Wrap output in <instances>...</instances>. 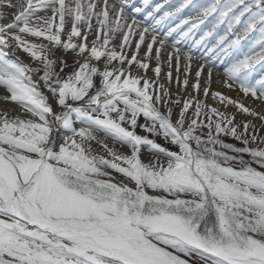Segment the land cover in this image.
Listing matches in <instances>:
<instances>
[{
	"label": "snow or ice",
	"instance_id": "snow-or-ice-1",
	"mask_svg": "<svg viewBox=\"0 0 264 264\" xmlns=\"http://www.w3.org/2000/svg\"><path fill=\"white\" fill-rule=\"evenodd\" d=\"M0 4L15 10L0 26V88L21 110L0 113V264H264V137L235 118L264 115L212 87L220 70L223 87L264 103V0ZM166 45L184 96L160 83ZM56 50L76 58L65 76Z\"/></svg>",
	"mask_w": 264,
	"mask_h": 264
},
{
	"label": "bare ground",
	"instance_id": "bare-ground-1",
	"mask_svg": "<svg viewBox=\"0 0 264 264\" xmlns=\"http://www.w3.org/2000/svg\"><path fill=\"white\" fill-rule=\"evenodd\" d=\"M12 2L15 3L16 0H12ZM33 2L35 3L36 0H33ZM67 2H68V0H66V3ZM95 2L97 4L96 11H99L100 8L103 7V0H95ZM115 2H116V0H108L109 4H113ZM162 2H163V0H151L152 5H155L156 3H162ZM131 4H132V6H140L141 0H131ZM149 10H151V9L148 8L145 11H149ZM130 11H131V8L128 9V12H130ZM14 14H15V10L14 9H9V8L5 7L3 4H0V26L12 23L13 18H14ZM38 14L40 16H45V15L50 16L51 15V11L49 9L47 11V13L41 11ZM109 15H110V18H114V13L111 11V9H109ZM138 19H143V16L142 15L138 16ZM57 22H58V20H57ZM91 23H92L93 27H92L89 35H88V40H87V43L89 44V46H91L92 40L95 39V28H96L95 18H93ZM77 26L80 28L82 33L85 31V29L87 27L82 22L79 23ZM70 27H71V19H70V17L66 16L65 31L70 30ZM109 35H110V37L112 36L111 33H109ZM121 38H122V34H116V36L111 40V43L108 45V47L109 48H115L117 51H120L119 43H120V39ZM29 39L33 40V42H36V43H40V42L47 43V41H42V38L36 39V38L29 37ZM131 39H132L131 48L127 49L129 57L131 56V51L135 48V40L138 39V36H132ZM74 41L75 42H79L77 38H74ZM102 41H103V35H101L100 42H102ZM169 45H170V42H169ZM169 45L165 46V49H164V51L162 53V57H161L160 83L163 84L165 87H168L169 91L173 94V98H175L176 95L184 96V95H186V93H180L177 90V87H176V84H175V79H176V75H177L176 67H175V61H173L172 69H171L172 77H173L172 85L168 84L167 79L165 77V73H167L169 71L168 65L166 63H164V61H166V59H167V51L170 50V46ZM155 47H156V45H154V48ZM144 51H145V46L142 45L141 49H140L139 57H138L139 59H143ZM55 55L57 57H60V56L63 55L64 59L67 60V63H68V66L64 69V71L61 73V75L65 76L68 73H70L73 70L74 60L76 59L74 54L71 53V52H69L67 54H64L62 52V50H56ZM154 56H155V53L153 52V59L148 61V63L150 64V68L147 71V78H149V79H154L155 78L154 74L151 71V68L155 67V65H156V61L154 59ZM16 57H19V59L22 62H24L26 64H29L30 66H33V67L37 66L31 61L30 57L27 54L23 53L22 51H17L15 53V55L13 56V58H16ZM200 62L201 61H198V60H195V61L192 62V72H191V74L189 76L190 83L194 80L195 68ZM102 63L103 62H101V66H102ZM113 65L115 66L116 62H113ZM56 67H57V70H59V64H57ZM258 70H259V68H258ZM131 71L135 75H141V76L144 75L143 70L137 69L135 67V65H133ZM219 71L220 70H215L214 71V75H213V78H212L213 79V83H212L213 89H216V90H219V91L223 92L225 95L231 97L232 99L238 100L241 103H243L245 106L250 107L252 110L260 113L261 115H264V103H262L260 101H257V100H254L250 96L249 97H244L242 93H239L238 89H236V90H228L227 88L223 87L222 84L219 83V81H221L223 79L222 75L217 74ZM180 72H181V79H183V75H182L183 74V62H182V65H181ZM189 91H191L190 87H189ZM5 95H6V92L2 88H0V113L6 111L10 116L20 115V112H21L20 108L15 103H12V102H9V101H5L4 98H3ZM46 95L49 96L50 102H51V94L50 93H46ZM207 102L209 104H213V101L211 99H208ZM213 106H215V104H213ZM53 108H54L55 111H60V109H58L54 104H53ZM161 110H163V109H161ZM176 111L178 112V109ZM227 111L229 113H236L237 110L234 107L229 106L227 108ZM23 118L28 119V118H31V117L28 116V115H25V116H23ZM235 118H236L237 122L250 121L252 125H255V129H256L253 134L258 135V137H264V121H261L258 117H252V116H250L248 114L237 113ZM249 131H253V129L250 128ZM57 142L59 143V140ZM105 143H107L109 145V147H113L111 140H107V141H105ZM92 147H93V149H94V151L96 153H98L100 155H106V152L98 144H96L95 142H93ZM115 148L119 152H121L123 154H127L128 153V149L127 148H121L119 145H116ZM141 157H151V156H150V154H149V152L147 150H144L141 153Z\"/></svg>",
	"mask_w": 264,
	"mask_h": 264
},
{
	"label": "rangeland",
	"instance_id": "rangeland-1",
	"mask_svg": "<svg viewBox=\"0 0 264 264\" xmlns=\"http://www.w3.org/2000/svg\"><path fill=\"white\" fill-rule=\"evenodd\" d=\"M163 111V110H162ZM141 122H143L142 121V119H141ZM239 130H243L242 128L241 129H239ZM139 131V130H138ZM227 142H231V143H237L236 141H234V140H231V139H228V141ZM237 146H239L238 144H237ZM149 158V159H148ZM141 159L144 161V162H148L150 159H152L151 157H141ZM114 175L115 176H117V178H119V174H115L114 173Z\"/></svg>",
	"mask_w": 264,
	"mask_h": 264
}]
</instances>
